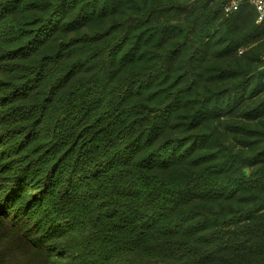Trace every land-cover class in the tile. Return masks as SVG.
<instances>
[{"label": "trees", "instance_id": "16d2710c", "mask_svg": "<svg viewBox=\"0 0 264 264\" xmlns=\"http://www.w3.org/2000/svg\"><path fill=\"white\" fill-rule=\"evenodd\" d=\"M229 1L0 0V264H264V24Z\"/></svg>", "mask_w": 264, "mask_h": 264}, {"label": "built area", "instance_id": "2783aa9c", "mask_svg": "<svg viewBox=\"0 0 264 264\" xmlns=\"http://www.w3.org/2000/svg\"><path fill=\"white\" fill-rule=\"evenodd\" d=\"M244 1L256 10L257 24H264V0H230L225 7V13L228 15L238 10Z\"/></svg>", "mask_w": 264, "mask_h": 264}]
</instances>
